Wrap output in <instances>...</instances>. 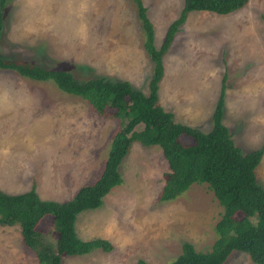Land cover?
<instances>
[{"label":"rangeland","instance_id":"1","mask_svg":"<svg viewBox=\"0 0 264 264\" xmlns=\"http://www.w3.org/2000/svg\"><path fill=\"white\" fill-rule=\"evenodd\" d=\"M142 3L158 49L183 0ZM136 15L130 0H7L0 57L66 71L78 81H126L147 94L152 66ZM222 90V124L234 145L242 154L263 149L255 175L264 189V0H248L227 15L187 14L163 57L157 104L175 123L209 132ZM119 127L118 119L97 115L50 82L0 71V191L17 195L34 188L41 200L69 201L98 179ZM119 172L122 184L101 208L75 222L80 240H106L113 250L62 257L61 264H170L185 243L197 252L211 250L222 209L206 185L159 203L167 163L157 147L137 143ZM50 227L45 216L36 230L46 234ZM0 264H38L18 226H0ZM226 264L252 262L233 253Z\"/></svg>","mask_w":264,"mask_h":264},{"label":"trees","instance_id":"2","mask_svg":"<svg viewBox=\"0 0 264 264\" xmlns=\"http://www.w3.org/2000/svg\"><path fill=\"white\" fill-rule=\"evenodd\" d=\"M130 1L136 8L142 47L152 66L147 94L133 89L126 81L99 76L78 81L66 71L45 70L0 57V71L13 72L32 82H50L59 92L83 100L97 115L120 121L101 174L93 184L80 187L63 203L41 200L34 188L17 195L0 191V226H18L24 246L35 255L38 264H61L62 257L85 256L96 250L110 253L113 246L106 240H80L75 222L79 214L100 209L111 189L122 184L119 167L137 143L143 148L157 147L167 163L159 203L176 200L193 185H206L222 209L211 250L197 252L185 243L170 264H226L233 253L247 255L252 264H264V189L255 175L263 149L242 154L234 145L222 124L223 90L211 115V129L206 133L175 123L172 114L157 104L163 57L187 14L227 15L242 9L248 0H183L180 17L169 25L158 49L142 0ZM6 3L7 0H0V38ZM139 126L142 130L138 132L135 129ZM45 216L51 217V227L43 234L36 227ZM136 264L147 263L138 260Z\"/></svg>","mask_w":264,"mask_h":264},{"label":"crops","instance_id":"3","mask_svg":"<svg viewBox=\"0 0 264 264\" xmlns=\"http://www.w3.org/2000/svg\"><path fill=\"white\" fill-rule=\"evenodd\" d=\"M84 185H85V184H84ZM82 186H83V185H82ZM82 186H81V187H82ZM3 193H4V192H3ZM63 202H64V201H63ZM76 234H77V232H76Z\"/></svg>","mask_w":264,"mask_h":264}]
</instances>
